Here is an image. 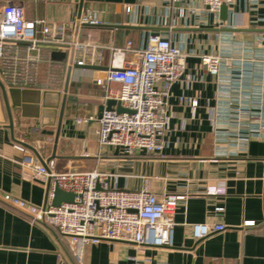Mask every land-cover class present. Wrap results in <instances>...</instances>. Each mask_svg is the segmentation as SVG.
Wrapping results in <instances>:
<instances>
[{
  "label": "crops",
  "instance_id": "1",
  "mask_svg": "<svg viewBox=\"0 0 264 264\" xmlns=\"http://www.w3.org/2000/svg\"><path fill=\"white\" fill-rule=\"evenodd\" d=\"M79 1L0 0V7L13 3L26 20L66 25L69 42L79 13L96 12L104 26L80 25L76 38L101 48L97 67L109 66L110 47L130 42L144 49L153 34L187 54L184 76L165 98L169 128L159 139L163 148L152 155L125 157L118 150L99 148L95 132L99 109L107 101L106 73L71 70L67 95L76 101L65 104L56 158L51 160L55 170L96 169L109 175L111 184L116 178L122 191H138L147 179L157 197L185 194L175 211L171 247L101 240L83 247V264H264V0H237L227 8L225 21L207 8L178 18L170 11V0H83L81 9ZM62 51L65 61L52 58ZM210 55L220 58L217 76L202 63ZM68 56V48L42 45L29 52L22 43L10 44L0 60V82L6 89L62 93ZM7 96L12 130L0 91V199L40 208L46 186L21 175L23 156L36 158L21 143L32 146L44 161L51 157L60 100L48 97L43 107L42 97L32 104L39 97L31 93L15 100L21 108ZM191 101L196 102L194 109ZM78 119L88 121L78 124ZM210 190L223 193L208 194ZM218 208L222 211L217 213ZM193 224H221L224 230L195 240ZM61 261L54 241L40 227L0 203V264Z\"/></svg>",
  "mask_w": 264,
  "mask_h": 264
},
{
  "label": "built area",
  "instance_id": "2",
  "mask_svg": "<svg viewBox=\"0 0 264 264\" xmlns=\"http://www.w3.org/2000/svg\"><path fill=\"white\" fill-rule=\"evenodd\" d=\"M237 0H170V11L178 18L195 16L201 9L217 14L222 6L229 8ZM199 5V8L197 7ZM79 25L99 27L104 25L100 15L92 11L81 12ZM167 26V22H163ZM68 28L64 24L29 21L21 7L7 3L0 7V60L7 46L22 43L29 52H36L42 45L73 48L72 64L97 66L102 61L101 48L91 42L80 43L77 38L68 41ZM109 70L106 71V100L118 101L127 112L115 110L101 113L97 120L96 138L99 148L118 150L125 157L137 153L158 154L163 148L159 139L169 128L165 98L169 88L179 82L186 70L187 54L160 34L149 37L146 48L137 49L128 42L123 48L110 47ZM205 69L214 76L220 69L216 55L202 57ZM191 80V77L185 76ZM102 85L100 80L96 81ZM118 89H110V85ZM196 107V102H190ZM214 117L210 116L213 124ZM88 120H77L78 124ZM16 149L24 153L22 146ZM21 175L32 182L46 186L50 192L44 207L35 209L24 202L10 198L7 203L32 215V224L40 227L59 251L60 264H83V247L101 240L133 243L137 246L171 247L173 244L174 216L177 205L185 194L166 193L157 197L149 189L148 180L138 191H122L116 178L97 171L57 172L53 161L42 165L32 155L26 154L19 162ZM74 194L71 203L51 206L52 189ZM208 194H222L210 190ZM4 205V204H3ZM7 207V206H6ZM9 208V207H8ZM222 209H216L221 212ZM35 219H41L45 226ZM224 230L221 224H193L195 240Z\"/></svg>",
  "mask_w": 264,
  "mask_h": 264
},
{
  "label": "water",
  "instance_id": "3",
  "mask_svg": "<svg viewBox=\"0 0 264 264\" xmlns=\"http://www.w3.org/2000/svg\"><path fill=\"white\" fill-rule=\"evenodd\" d=\"M83 0L79 1V5H80V9H81V4H82ZM226 13H227V8L225 6H222L219 10V17L222 21L226 20ZM81 14V13H79ZM79 18L80 15L78 16V19L76 21L75 24V28H74V34H73V41H75L76 36H77V32H78V28L80 27L79 25ZM82 26H87V27H92V26H88V25H82ZM104 26V25H103ZM62 48H68L69 46H61ZM72 57H73V48L70 47V53L68 56V63H67V72H66V78H65V83H64V88L62 93H54V92H50V91H44L42 94L40 91H35V90H30V89H18V88H9L6 89L4 87V85L0 82V91H1V95H2V99L4 102V107L7 113V118H8V128L10 130H12V117H11V112H10V106H9V102H8V96L11 99L12 105L13 106H20V103H16L15 100L18 99L19 96L22 97H27V95L29 94H33L36 95L37 97H39V100H33L32 104L38 105V103L40 102V98L43 101V107L47 106L45 105V100L48 97H51L53 95H55L57 97V99L60 100V107H59V111H58V116H57V126H56V133H55V138H54V149H53V153L51 155V157L49 159H47L46 161H44L40 155L38 154V152L30 145L21 143L22 146H24L25 148H27L28 150H30L34 156L38 159V161L42 164L45 165L46 163H48L49 161L53 160L56 158L55 156V150H56V144L58 142V138H59V134H60V129H61V124H62V119H63V114H64V109H65V104L66 101H76V99L71 98L70 96L67 95L68 92V85H69V80H70V74H71V70L72 68H84V69H89V70H101V71H108L109 68L108 67H97V66H85V67H79L77 65H73L72 64ZM53 59H57V60H63L65 61L66 59V53L65 52H57L54 53L52 55ZM36 97V98H37ZM23 108V107H21ZM37 107H35L36 109ZM106 110V111H110V110H115L118 113H123V112H127L126 109L122 108L121 104L118 101L115 100H107L105 105L100 107L99 109V115H98V119L101 116V113ZM46 112V111H45ZM43 111V114L45 113ZM53 114H57L55 110L52 111ZM51 186H50V181L47 182L46 187H45V201L42 207H44V205L46 204L47 201V197L49 195ZM74 194L72 193H67L64 191H61L59 188H57L56 186L53 187L52 189V200H51V206L52 207H58L61 203H71L74 200ZM0 203L4 204L5 206L9 207L10 209L19 212L21 214H23L24 216L28 217V218H33L32 215H29L27 213H25L24 211H22L21 209L7 203L6 201H4L3 199H0ZM25 203V202H24ZM28 206H31L27 203H25ZM35 209H38V207H34ZM36 222H38L39 224L44 225L43 221L41 219H35ZM107 241H112V242H125V241H115V240H107Z\"/></svg>",
  "mask_w": 264,
  "mask_h": 264
}]
</instances>
